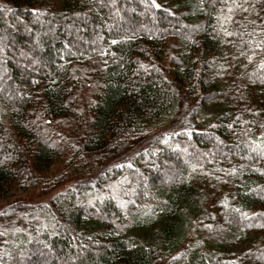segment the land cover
I'll return each instance as SVG.
<instances>
[{
  "label": "trees",
  "instance_id": "trees-1",
  "mask_svg": "<svg viewBox=\"0 0 264 264\" xmlns=\"http://www.w3.org/2000/svg\"><path fill=\"white\" fill-rule=\"evenodd\" d=\"M173 1L0 0V264H264V0Z\"/></svg>",
  "mask_w": 264,
  "mask_h": 264
},
{
  "label": "rangeland",
  "instance_id": "rangeland-1",
  "mask_svg": "<svg viewBox=\"0 0 264 264\" xmlns=\"http://www.w3.org/2000/svg\"><path fill=\"white\" fill-rule=\"evenodd\" d=\"M164 1L166 2L167 5H170V4H172V6L176 5V2H174L173 0H171L172 2L169 1V0L168 1L167 0H164ZM73 181L74 180H72V181L69 180L68 182H66L65 184H63L62 186H60L59 188H57V189L49 192L46 195H39L38 193H35V194H33V198H35V199H44L45 197H48V196L53 195L58 189H63L64 187L71 185L73 183ZM24 195L25 196H28V194H26V193H24ZM246 242L247 241H244V240H241V239L240 240H237L235 244L231 245V250H233L236 253H239V251H242V250H244L245 248L248 247V244Z\"/></svg>",
  "mask_w": 264,
  "mask_h": 264
},
{
  "label": "snow or ice",
  "instance_id": "snow-or-ice-1",
  "mask_svg": "<svg viewBox=\"0 0 264 264\" xmlns=\"http://www.w3.org/2000/svg\"><path fill=\"white\" fill-rule=\"evenodd\" d=\"M115 42V41H114ZM257 47H259V45H257ZM249 59H251V57H249Z\"/></svg>",
  "mask_w": 264,
  "mask_h": 264
}]
</instances>
